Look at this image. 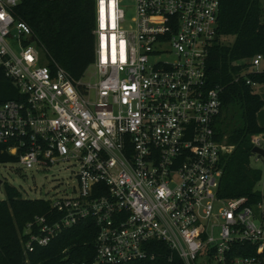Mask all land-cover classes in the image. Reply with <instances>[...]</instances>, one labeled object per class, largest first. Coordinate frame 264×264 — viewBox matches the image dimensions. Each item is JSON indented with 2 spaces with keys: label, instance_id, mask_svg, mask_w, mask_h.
<instances>
[{
  "label": "built area",
  "instance_id": "2783aa9c",
  "mask_svg": "<svg viewBox=\"0 0 264 264\" xmlns=\"http://www.w3.org/2000/svg\"><path fill=\"white\" fill-rule=\"evenodd\" d=\"M94 1V61L74 78L15 18L19 0H0V67L20 95L0 102V144L26 169H77L19 233L23 264L86 220L94 253L66 264L264 263V193L218 191L227 146L207 67L220 0H133L132 24L121 0Z\"/></svg>",
  "mask_w": 264,
  "mask_h": 264
},
{
  "label": "trees",
  "instance_id": "16d2710c",
  "mask_svg": "<svg viewBox=\"0 0 264 264\" xmlns=\"http://www.w3.org/2000/svg\"><path fill=\"white\" fill-rule=\"evenodd\" d=\"M14 15L32 29L48 57L74 78L81 77L93 63L94 0H19ZM217 37L232 38L230 43L217 41L212 46L207 67L209 85L221 88V110L214 120L216 138L227 146L222 157L219 195L259 198L255 187L261 173L250 166L251 137L264 132V125L256 120L264 102L251 83H264V71H250L249 59L264 54L261 0H220ZM19 97L17 88L0 67V102ZM16 160L0 144V163ZM4 194V199H0V264H23L19 233L35 215H48L53 209L42 198H24L8 183H4ZM95 236L96 229L89 220L79 222L66 228L49 245L37 249L31 255L32 264L90 259ZM173 264L182 262L174 258Z\"/></svg>",
  "mask_w": 264,
  "mask_h": 264
},
{
  "label": "rangeland",
  "instance_id": "374dc122",
  "mask_svg": "<svg viewBox=\"0 0 264 264\" xmlns=\"http://www.w3.org/2000/svg\"><path fill=\"white\" fill-rule=\"evenodd\" d=\"M264 6V0H261ZM121 7L126 14V24H132L131 18L134 16L133 0H121ZM126 27V26H125ZM221 43H230L231 37H220ZM254 70L264 71V54L261 57L259 65ZM254 88V87H253ZM257 92L264 100V83H256ZM257 120L264 124V104L257 112ZM261 139L260 146L264 148V132L259 134ZM250 166L260 171L261 178L256 185V190L264 193V158L257 154L250 157ZM74 166L68 167L65 164H59L51 167L49 170H40L37 167L26 169L23 165L15 162L0 163V199H4V183H8L17 188L24 198L46 199L55 192H62L68 187L76 185V172Z\"/></svg>",
  "mask_w": 264,
  "mask_h": 264
},
{
  "label": "water",
  "instance_id": "95a60500",
  "mask_svg": "<svg viewBox=\"0 0 264 264\" xmlns=\"http://www.w3.org/2000/svg\"><path fill=\"white\" fill-rule=\"evenodd\" d=\"M251 152L264 158V148L261 146H253L251 149ZM1 183H2V180L0 179V184Z\"/></svg>",
  "mask_w": 264,
  "mask_h": 264
},
{
  "label": "crops",
  "instance_id": "0c3cea01",
  "mask_svg": "<svg viewBox=\"0 0 264 264\" xmlns=\"http://www.w3.org/2000/svg\"><path fill=\"white\" fill-rule=\"evenodd\" d=\"M255 86H256V84L253 85V87H254V88H253V89H254V92L257 93V94L260 96V94L257 92ZM260 97H261V96H260ZM261 99L263 100L262 97H261ZM263 102H264V100H263ZM256 120H257V115H256ZM257 122H258L259 125H262V126L264 125V124H260V122H259L258 120H257Z\"/></svg>",
  "mask_w": 264,
  "mask_h": 264
}]
</instances>
